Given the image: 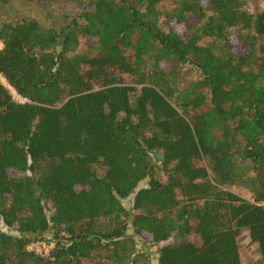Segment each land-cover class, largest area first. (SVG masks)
I'll return each instance as SVG.
<instances>
[{
    "label": "trees",
    "instance_id": "1",
    "mask_svg": "<svg viewBox=\"0 0 264 264\" xmlns=\"http://www.w3.org/2000/svg\"><path fill=\"white\" fill-rule=\"evenodd\" d=\"M70 1L0 28V264H264V12Z\"/></svg>",
    "mask_w": 264,
    "mask_h": 264
},
{
    "label": "rangeland",
    "instance_id": "2",
    "mask_svg": "<svg viewBox=\"0 0 264 264\" xmlns=\"http://www.w3.org/2000/svg\"><path fill=\"white\" fill-rule=\"evenodd\" d=\"M244 8L254 17L264 12V0H242ZM83 3L70 1V0H12L8 5L0 7V28L5 23H15L21 18H30L37 20L41 25L46 28L59 29L65 26L72 19L82 11ZM0 43V49L2 48ZM88 45L82 44L80 47L81 53H87ZM1 82L8 86L6 81L0 75ZM12 91L15 100L19 103H23L24 100L19 97L9 86ZM226 190L234 193L240 198L253 201L252 193L249 190L242 187H227ZM126 208L131 209L133 204L131 200L124 202ZM195 243L199 244V240L192 237ZM241 247V257L243 264H256L260 260L259 248L253 244L249 238L248 232H244L239 239ZM41 247H37L36 252H39L46 256V252L50 253L51 247L49 243L41 242ZM45 245V247H43ZM140 250L149 249L150 252L156 253L157 246L152 243H142L138 245ZM47 257V256H46Z\"/></svg>",
    "mask_w": 264,
    "mask_h": 264
},
{
    "label": "built area",
    "instance_id": "3",
    "mask_svg": "<svg viewBox=\"0 0 264 264\" xmlns=\"http://www.w3.org/2000/svg\"><path fill=\"white\" fill-rule=\"evenodd\" d=\"M24 102H25V101H24ZM24 102H23V103H24ZM262 205L264 206V203H263ZM37 247H41V244H40V243L32 244V245L29 247V250H31V251H35V252H36V249H35V248H37ZM43 247H45V245H43ZM50 247H51V250H50V252H51V251L54 249V245L51 244ZM36 253H38V252H36ZM39 254L42 255L40 252H39ZM46 256L49 257V256H50V253L46 252Z\"/></svg>",
    "mask_w": 264,
    "mask_h": 264
}]
</instances>
